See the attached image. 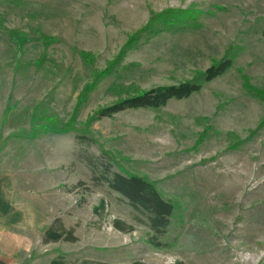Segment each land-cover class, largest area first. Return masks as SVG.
<instances>
[{"label":"rangeland","instance_id":"374dc122","mask_svg":"<svg viewBox=\"0 0 264 264\" xmlns=\"http://www.w3.org/2000/svg\"><path fill=\"white\" fill-rule=\"evenodd\" d=\"M188 8L200 29L142 31L152 14ZM225 56L231 69L188 99L89 122ZM94 73L104 75L75 114ZM243 76L264 95V0H0V253L19 264H264V99ZM87 158L148 178L174 204L158 238L167 247H151L146 216L93 184ZM56 220L75 242H42Z\"/></svg>","mask_w":264,"mask_h":264},{"label":"trees","instance_id":"16d2710c","mask_svg":"<svg viewBox=\"0 0 264 264\" xmlns=\"http://www.w3.org/2000/svg\"><path fill=\"white\" fill-rule=\"evenodd\" d=\"M201 14L202 13L200 11H197L194 8L168 9L157 14H152L147 25L142 31H149L150 34L154 35L166 32L170 29L198 30L202 27L200 22V18L202 16ZM142 31L137 33L136 36H138ZM135 40V36H132L127 41V43L120 49L117 59H122L126 49H129ZM79 55L84 61L91 58L90 53L85 51H79ZM232 65L233 58L225 56L212 63L206 70L198 72L192 80H188L177 85L159 86L140 91L136 94L121 98L109 106L100 108L90 117L89 122L99 121L103 118H112L116 114L128 110H156L164 107L171 100L179 101L188 99L193 94L198 93L205 84L227 73L231 69ZM94 74L90 83L88 82V84H86V86L78 94L75 114L77 113L78 108L86 102L88 94L91 92L96 80L104 75H98L96 77V74ZM242 78L243 87L245 89L264 99V95L261 93L262 91L260 92L255 88H252L248 84V79L245 76ZM11 110V107H8L5 110L3 122L6 121ZM51 131L56 132V134H64L69 133L70 129L59 128L55 130L51 129ZM76 140L80 143L88 141L85 135L77 136ZM85 161H87V164L91 169V179L94 185L106 184L111 191L126 199L128 205L135 212L146 216L148 227L152 232L147 239V243L154 249H163L167 247V245L160 242L158 238L166 234L175 207L170 200L166 199L161 194L154 182L140 175L113 171L111 165H109L110 163H108V165L101 162L95 164L88 158ZM103 207V202H100L99 206L93 209L95 215H99V211L102 210ZM112 226L115 230L122 233H130L133 231L132 226H129L120 220H114L112 222ZM59 240L75 242L77 239L73 236V230H66L63 225L56 220L54 224L45 231L42 242L47 244L49 242H57ZM49 264L67 263L61 258H56L52 259ZM176 264L182 263L176 262Z\"/></svg>","mask_w":264,"mask_h":264},{"label":"crops","instance_id":"0c3cea01","mask_svg":"<svg viewBox=\"0 0 264 264\" xmlns=\"http://www.w3.org/2000/svg\"><path fill=\"white\" fill-rule=\"evenodd\" d=\"M5 241H2L1 244H0V247L2 245H7L4 243ZM8 246V245H7ZM11 247H22V245L18 244V242L14 245H12ZM10 255L9 254H4V253H0V264H19V259L17 260V256L14 257H11L13 259V261L11 260V258L9 257ZM9 257V258H8ZM24 264V263H23Z\"/></svg>","mask_w":264,"mask_h":264},{"label":"bare ground","instance_id":"6f19581e","mask_svg":"<svg viewBox=\"0 0 264 264\" xmlns=\"http://www.w3.org/2000/svg\"><path fill=\"white\" fill-rule=\"evenodd\" d=\"M243 170H244V169H243ZM239 186H240V185H238V184L236 185V187L230 185L228 190H230V189H231L230 191L237 190V188H238ZM233 187H234V188H233ZM234 193H235V192H234Z\"/></svg>","mask_w":264,"mask_h":264}]
</instances>
